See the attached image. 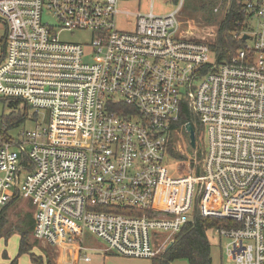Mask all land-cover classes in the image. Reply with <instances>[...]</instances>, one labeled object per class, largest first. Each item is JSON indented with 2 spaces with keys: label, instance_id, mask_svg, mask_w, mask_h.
<instances>
[{
  "label": "built area",
  "instance_id": "obj_1",
  "mask_svg": "<svg viewBox=\"0 0 264 264\" xmlns=\"http://www.w3.org/2000/svg\"><path fill=\"white\" fill-rule=\"evenodd\" d=\"M128 1L0 0V97L48 121L0 137V209L16 195L29 201L32 237L51 247L84 252L87 233L106 252L152 260L197 208L231 224L214 229L228 240L229 264H264V0L237 1L245 19L234 37L244 45L221 64L207 43L176 38L178 9L121 8ZM220 1L228 11L232 0ZM63 30L90 41L61 42ZM182 102L205 152L200 174L173 178L167 148L185 132ZM121 103L136 114L118 116Z\"/></svg>",
  "mask_w": 264,
  "mask_h": 264
},
{
  "label": "trees",
  "instance_id": "obj_2",
  "mask_svg": "<svg viewBox=\"0 0 264 264\" xmlns=\"http://www.w3.org/2000/svg\"><path fill=\"white\" fill-rule=\"evenodd\" d=\"M196 1L200 10H210L213 14V10L219 0ZM237 1L238 0H232L228 11L219 12L220 14H223V19L214 34L213 40L208 44L217 64L229 61L244 45V42L241 39L234 37L235 34L240 33L243 29L242 22L245 19L244 15L240 13ZM3 53L4 49H2V54ZM2 102L11 110V112L9 115H3L0 117V137L9 140L10 138L7 136V131L10 128L18 127L26 122L28 119L27 112L30 107L19 100L2 98ZM20 105H22V110L20 109L21 112L18 110ZM113 111L121 118H125V113L129 111H132V114H136L134 107L122 103L116 105ZM36 119L37 115L34 113L30 120L36 121ZM186 124H190L193 128L195 133L197 157L198 160L201 161L202 158H204L205 152L201 128L198 125L196 116L190 108L186 106V103L182 102L177 125L182 128ZM171 142L172 136H169L167 155L169 158L175 159L178 156L174 152ZM198 174L200 173L198 172ZM19 201L18 195H16L4 208L0 209V240L2 239L6 243L13 234L18 235L19 237L17 255L14 259L10 260L9 264H18V258L23 255H27L33 264H52L53 261L51 255L45 250H43V257L36 256L33 253V250L37 248V241L32 239L34 219L33 213L30 212V209L33 211L31 203L29 201L25 202L29 211L19 209L15 213V217H17L15 222L9 220V211L13 207L18 206ZM100 211L119 214L130 213V210L126 208L114 207L101 208ZM133 214H138V212H134ZM229 225L231 224L226 221L203 218L199 215L197 208H195L191 221L174 236L172 246L157 258L152 259L151 264H171L177 260H186L188 264H212L208 232L219 227H228ZM2 258L7 261L9 260L5 251L2 253Z\"/></svg>",
  "mask_w": 264,
  "mask_h": 264
},
{
  "label": "rangeland",
  "instance_id": "obj_3",
  "mask_svg": "<svg viewBox=\"0 0 264 264\" xmlns=\"http://www.w3.org/2000/svg\"><path fill=\"white\" fill-rule=\"evenodd\" d=\"M121 8H126L130 11H140L147 12L149 11V6H152V11L155 14H167L175 9H178L177 20L178 27L175 33L176 38L179 39H188L199 42H204L210 44V42L214 38V34L216 33L218 26L223 19V14L219 12L223 11V4L219 0L216 4L218 6L219 12L213 13L210 10H200L197 1L195 0H136V1H128L120 4ZM124 6V7H123ZM49 23H53L51 20H47ZM117 28L124 29L123 19H117ZM58 40L66 43H77L88 45L90 41V34L87 32H69L66 30L57 32ZM0 35L3 36V31L0 30ZM248 45H252L251 41L247 42ZM22 105L18 107V110L21 112ZM17 110V111H18ZM18 111V112H19ZM11 110L2 102V98L0 97V117L3 115H9ZM34 111L28 109L27 115L28 119L25 123L19 125L15 128H10L7 131V136L9 138L18 139L20 138V134L24 131H32L35 127L44 128L47 127L48 121L46 114L44 112L37 115L36 121L30 120ZM76 137L72 134L70 135H61L57 134L55 136L56 141H66L72 142ZM172 148L178 157L175 159L170 158L166 161L165 169L168 172V175L173 178L180 177H188V176H196L198 172L200 173L202 167V161L198 160L197 150L195 148H191L189 144L188 134L183 132L182 130H177L176 133L172 135ZM25 204L23 201L19 202L18 205ZM27 206L22 209H25ZM29 211V210H28ZM30 212L33 213L32 209ZM16 210L11 209L9 211V220L11 222H15L17 217H15ZM208 239L211 246V259L212 264H229V260L226 255V245L228 244V240L218 236V234L211 230L208 232ZM32 240V239H31ZM33 241V240H32ZM83 246L88 251L85 252L88 257H90V262H84L83 256L80 258L76 264H105L103 260V250L104 245L93 237L90 234L85 233L82 238ZM37 243V248L33 250V253L38 256L39 253L44 255L42 250H46L48 253L53 254L54 252L48 247L43 246L39 242ZM13 246L15 247V251H13ZM18 248V238L12 236L7 242V255L12 259H14L17 255ZM93 248L96 250L92 251ZM46 255V254H45ZM47 256V255H46ZM1 258V254H0ZM125 264H150L151 259H137V258H121ZM29 259L27 255H23L18 259V264H29ZM106 264H123L118 261L108 262ZM171 264H188L186 260H177L172 262Z\"/></svg>",
  "mask_w": 264,
  "mask_h": 264
},
{
  "label": "crops",
  "instance_id": "obj_4",
  "mask_svg": "<svg viewBox=\"0 0 264 264\" xmlns=\"http://www.w3.org/2000/svg\"><path fill=\"white\" fill-rule=\"evenodd\" d=\"M18 199L20 200L19 202H21V201H23V203L27 202V201L21 199L20 197H18ZM25 204H21V205L15 206L12 209H13V211L15 209L16 212H17L19 209H22L23 207H25ZM26 206H27V204H26ZM24 210H28V207H26ZM12 236L13 237L15 236L16 237V240L18 238V242H19L18 235L13 234ZM32 239H33V237H32ZM8 240H7V242H8ZM7 242L5 243L4 240H2V239L0 240V254H1L0 264H9V262L11 260V258L8 255H7V257L9 258L8 261L2 258V253L4 251L6 252V249H7ZM39 243L41 245H43V246H48L54 252L53 254H50V253H48L45 250L49 255H51V258H52V261H53L52 264H76V262L79 261L80 258L82 259L83 253H84V255L87 256V254H85V252H87L88 250L86 249V251L80 252L78 250L76 244H65V243H61L58 246L51 247V246H49V245H47L45 243H42V242H39ZM12 249H13V251H15V247L14 246H13ZM17 250H18V248H17ZM94 250H96V248H93L92 251H94ZM42 252H43V250H42ZM102 253H103V256H104L103 257V260H104V263L105 264L108 263V262H114V261H118L120 263L125 264L124 263L125 260L121 259V258H125V257H121V256L115 255L113 253L106 252L104 250H103ZM39 254L40 255H38V256H42L43 257L42 253H39ZM28 259H29V257H28ZM29 262H30L29 264H33V263H31L30 259H29ZM44 262H45V259H44ZM88 262H90V260ZM150 264H151V262H150Z\"/></svg>",
  "mask_w": 264,
  "mask_h": 264
},
{
  "label": "water",
  "instance_id": "obj_5",
  "mask_svg": "<svg viewBox=\"0 0 264 264\" xmlns=\"http://www.w3.org/2000/svg\"><path fill=\"white\" fill-rule=\"evenodd\" d=\"M247 38H249V37H247L246 35L242 37L243 40H246ZM185 132L188 134L189 144H190L191 148L194 149L196 146L195 133H194L193 128L190 124L185 125ZM190 221H191V217L188 218V222H190ZM172 244H173V240L168 244L165 251L167 249H169L172 246Z\"/></svg>",
  "mask_w": 264,
  "mask_h": 264
}]
</instances>
